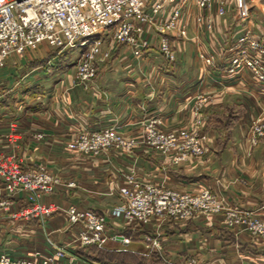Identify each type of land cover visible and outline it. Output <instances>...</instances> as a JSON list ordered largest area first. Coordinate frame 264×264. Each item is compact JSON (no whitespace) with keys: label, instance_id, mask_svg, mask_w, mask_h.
<instances>
[{"label":"crops","instance_id":"0c3cea01","mask_svg":"<svg viewBox=\"0 0 264 264\" xmlns=\"http://www.w3.org/2000/svg\"><path fill=\"white\" fill-rule=\"evenodd\" d=\"M255 1L245 26L230 15L217 17L216 7L210 9L214 30L195 21L193 7L183 17L188 37L171 36L174 62L158 51L153 30L142 34L150 48L140 56L131 46L108 38L111 58L98 63V75L87 88L76 81L75 66L69 67L70 49L43 44L0 67V153L17 156L28 166L45 165L62 180L52 194L39 197L43 207L55 210L46 221L26 215L32 208L27 191L0 199L9 203L0 208V253L26 258L37 251L50 254L48 240L67 244L72 236L68 207L105 213L120 204L118 189L131 174L143 183L187 193L209 190L226 207L253 212L264 221V140L252 148L249 139L254 121L264 119V84L247 71L228 73L225 58L213 67L199 59L201 52L223 55L243 30L264 42V0ZM202 95L210 100L198 127L192 108ZM153 117L164 119L162 129L167 132L197 127L207 136L210 152L175 164L173 155L142 142L143 124ZM13 123L20 136L17 152L6 138ZM106 128L135 139L137 145L131 152L111 150L80 163L62 154L64 142L76 134ZM37 133H44L48 143L36 141ZM71 182L76 187H68ZM109 224L113 233L132 239L128 247L147 246L146 237H158L161 254L170 264H264V240L229 230L221 214L198 215L178 224L152 222L136 232L121 219H110Z\"/></svg>","mask_w":264,"mask_h":264},{"label":"built area","instance_id":"2783aa9c","mask_svg":"<svg viewBox=\"0 0 264 264\" xmlns=\"http://www.w3.org/2000/svg\"><path fill=\"white\" fill-rule=\"evenodd\" d=\"M237 11L234 21L245 26L250 20L254 0H236ZM218 4V14L224 16L228 0H0V67L11 58L23 57L27 52L37 51L45 44L53 49H83L75 69V79L85 88L98 75V63L111 57V49H103L106 40L112 39L119 45H128L134 54L150 48V42L141 39L143 33L153 30L158 36V51L170 62L175 61L171 36L183 39L187 27L183 17L191 13L189 7L198 11ZM196 22L203 17L196 15ZM210 27L212 17H208ZM200 58L207 67H213L223 58L228 60L227 72L240 74L247 71L258 83L264 84V42L247 30L237 36L236 41L223 55L201 53ZM47 64L52 65L51 61ZM209 96L198 97L192 113L196 125L202 124L203 109ZM143 141L163 155H173L175 164L191 158L202 157L210 152L207 136L198 128L162 130L164 119L153 117L144 122ZM14 134L8 139L15 144L20 140L18 126L11 125ZM42 139V135H36ZM264 138V120H256L250 130V145L256 146ZM133 138H126L114 128L78 133L69 146L80 148L84 153L99 155L107 149L132 151L137 145ZM62 180L49 172L42 164L26 165L17 156L0 153V199L20 191L30 194L32 208L26 215H37L46 221L55 210L39 203L41 195L52 194ZM74 188V182L68 183ZM120 204L105 213L81 210L71 205L65 211L71 239L65 245L48 240L51 252L43 255L37 251L26 258H13L9 253H0V264H108L94 262L80 253L90 246L102 247L109 242L131 244V238L111 231L110 219H121L126 228L133 232L143 229L152 222L159 224L186 223L199 214L206 216L222 214L231 231L249 232L264 239V221L253 212L226 207L224 202L209 190L187 193L178 189L143 183L133 174L125 176V184L118 189ZM9 203L0 200V208ZM23 215V213H21ZM14 217H17L15 214ZM240 232V233H241ZM148 248L162 250L158 237H146Z\"/></svg>","mask_w":264,"mask_h":264},{"label":"rangeland","instance_id":"374dc122","mask_svg":"<svg viewBox=\"0 0 264 264\" xmlns=\"http://www.w3.org/2000/svg\"><path fill=\"white\" fill-rule=\"evenodd\" d=\"M259 1L260 0H257V1H255V3L257 4V3H259ZM249 2V4L252 2L251 0H249L248 1ZM213 7H216V16L217 17H221V18H224V17H226L227 15H230L233 19H234V16H235V13H236V11H237V1L236 0H228V6H227V11H226V14L224 15V16H220L219 14H218V4L217 3H214L213 5H212V7L211 8H209V9H204V10H202V11H198L197 10V13L198 14H200L202 17H203V20L201 21V22H197L198 24H203L208 30H214V28H215V19L213 18V16H212V14L211 13H209L208 11L210 10V9H212ZM193 10V7H189V11H192ZM208 12V14L205 16L204 15V13L205 12ZM208 17H212V19H213V21H212V24H211V26L209 27L208 26V24H207V18ZM194 19H196V15H195V18ZM196 21V20H195ZM188 37V29H187V35H186V37L185 38H183V39H186ZM113 41V40H112ZM49 47V46H48ZM108 47L109 46H107V43L105 44V46H104V48L103 49H108ZM49 48H51V47H49ZM39 49V48H38ZM51 49H53V48H51ZM173 49V52H174V55H175V60H176V52H175V50H174V48H172ZM83 49H80V48H75V49H73L72 50V53H73V55H72V57L67 61V62H71V64H70V66L69 67H76V64H77V62H78V59H79V57H80V55L83 53ZM71 52V51H70ZM201 53H203V52H201ZM200 53V54H201ZM200 54H199V59L202 61V59L200 58ZM165 57V56H164ZM111 58V57H110ZM110 58H108V59H105V58H103L102 57V59L101 60H99V63L101 62V61H103V60H109ZM166 58V57H165ZM76 69V68H75ZM260 119H262V118H259V119H257V120H260ZM264 120V119H263ZM256 121V120H255ZM254 121V122H255ZM189 127H185V128H181V129H188ZM163 130V129H162ZM251 130V129H250ZM16 133H17V131H16ZM250 133V132H249ZM10 134H14V132H11ZM10 134L9 135H7V139H8V137L10 136ZM143 134H144V125H143ZM36 135H42L43 136V138L42 139H37V138H35L36 137ZM35 136H34V139L36 140V141H38L39 143H48V138H47V136L44 134V133H37ZM77 135V134H76ZM75 135V136H76ZM75 136H73L71 139H69L68 141H65L64 142V149L62 150V154H64L67 158L69 157V158H71L74 162H76V163H80V162H82V161H84L85 159H96V158H99L100 156H102V155H104V154H106L107 152H109V151H111V150H115V151H117V152H121V153H127V151H124V150H121V149H107V150H105V151H103L102 153H100L99 155H93V154H87V153H84V151H82L80 148H78V147H75V146H69V144H70V142H71V140L75 137ZM261 140H264V138H260L259 139V142H258V144L256 145V146H258L259 145V143H260V141ZM143 141V140H142ZM138 142V141H137ZM144 143V142H143ZM13 146H14V148H15V150H16V152L17 151H19L20 150V148H19V145H16V143H15V145L14 144H12ZM251 146V145H250ZM256 146H251L252 148L253 147H256ZM129 152H131V151H129ZM50 172V171H49ZM51 173V172H50ZM52 174V173H51ZM199 215H203V214H199ZM222 215V214H221ZM198 216V215H197ZM204 217H206V218H210L211 216H213V215H211V216H206V215H203ZM195 218V217H194ZM194 218H192V219H194ZM223 218H224V216H223ZM259 218V217H258ZM191 219V220H192ZM190 220V221H191ZM234 232H237V231H234ZM241 232V231H240ZM240 232H238V234H240ZM241 233H247L248 235H250L251 237H253V238H256L255 237V235H253V234H250L249 232H241ZM127 237H128V235H127ZM260 240H264V239H260ZM131 241H132V239H131ZM141 243V242H140ZM139 243V244H140ZM147 245H149V243L147 242L146 243ZM90 247H94L97 251H94V253H92L91 254V256H88L87 258L89 259V260H91V261H94V262H105V263H108V264H131V261L132 260H130V259H124L123 261L124 262H120L119 260L118 261H115L116 259H114V256H113V252H118V253H129V254H132L133 256H135L136 257V259L137 260H140V258L141 259H145L144 261H146V264H170L169 262H167L166 260H165V258L163 257V255L161 254V250H157V249H154V248H148L147 246H145L144 245V243L143 244H140V245H132L131 247H124V246H122L121 244H119V243H117V242H109V243H107V244H105L104 246H102V247H98V246H90ZM99 253L100 254H102L103 256L102 257H104L103 259H102V257L100 256L99 258L101 259L100 261L99 260H96L95 259V257L97 258L98 257V255H99ZM84 256V255H83ZM86 257V256H85ZM94 257V258H93Z\"/></svg>","mask_w":264,"mask_h":264},{"label":"trees","instance_id":"16d2710c","mask_svg":"<svg viewBox=\"0 0 264 264\" xmlns=\"http://www.w3.org/2000/svg\"><path fill=\"white\" fill-rule=\"evenodd\" d=\"M94 251H97L94 247H87L85 249L80 250V253L86 257L91 256L92 253H94ZM102 257L103 255L99 253L98 257L95 259L96 260H101L99 257ZM113 256L114 259H116L115 261H120L121 263L124 262L123 260L126 259H130L131 264H146V261H144L145 259H141L137 260L135 256H133L132 254L129 253H118V252H113ZM94 258V257H93ZM104 257H102L103 259Z\"/></svg>","mask_w":264,"mask_h":264}]
</instances>
